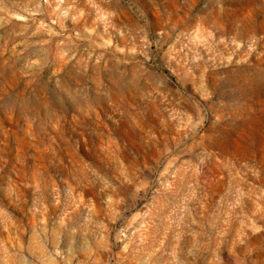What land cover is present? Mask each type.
<instances>
[{"label":"rangeland","instance_id":"374dc122","mask_svg":"<svg viewBox=\"0 0 264 264\" xmlns=\"http://www.w3.org/2000/svg\"><path fill=\"white\" fill-rule=\"evenodd\" d=\"M0 264H264V0H0Z\"/></svg>","mask_w":264,"mask_h":264}]
</instances>
